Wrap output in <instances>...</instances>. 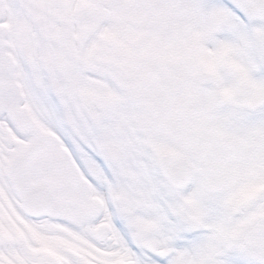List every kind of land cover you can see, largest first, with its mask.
Segmentation results:
<instances>
[{"label":"snow or ice","instance_id":"1","mask_svg":"<svg viewBox=\"0 0 264 264\" xmlns=\"http://www.w3.org/2000/svg\"><path fill=\"white\" fill-rule=\"evenodd\" d=\"M0 264H264V0H0Z\"/></svg>","mask_w":264,"mask_h":264}]
</instances>
